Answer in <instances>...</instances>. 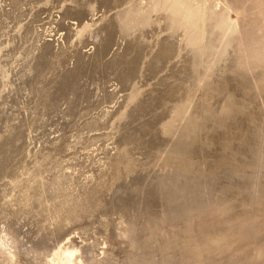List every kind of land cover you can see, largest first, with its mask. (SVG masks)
<instances>
[{"label": "rangeland", "instance_id": "obj_1", "mask_svg": "<svg viewBox=\"0 0 264 264\" xmlns=\"http://www.w3.org/2000/svg\"><path fill=\"white\" fill-rule=\"evenodd\" d=\"M58 248L264 264V0H0V264Z\"/></svg>", "mask_w": 264, "mask_h": 264}, {"label": "bare ground", "instance_id": "obj_2", "mask_svg": "<svg viewBox=\"0 0 264 264\" xmlns=\"http://www.w3.org/2000/svg\"><path fill=\"white\" fill-rule=\"evenodd\" d=\"M73 252L74 250H70L68 248H58V250L54 253L55 258L53 259V261L56 260L61 264H74Z\"/></svg>", "mask_w": 264, "mask_h": 264}]
</instances>
